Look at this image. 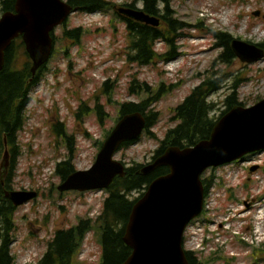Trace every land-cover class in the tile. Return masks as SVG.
Returning a JSON list of instances; mask_svg holds the SVG:
<instances>
[{"label":"rangeland","instance_id":"obj_1","mask_svg":"<svg viewBox=\"0 0 264 264\" xmlns=\"http://www.w3.org/2000/svg\"><path fill=\"white\" fill-rule=\"evenodd\" d=\"M105 1L116 6L135 3V0ZM160 9L161 21L176 25L172 53L178 58L165 63L142 66L128 62L130 41L126 25L118 20L111 6L107 12H77L70 17L69 30H85L78 46L67 45L62 39L63 27L56 29L55 55L45 76L31 92L25 110L26 123L18 137L20 155L14 188L36 191L39 196L19 207L16 213L11 245L14 264H38L58 230L72 228L79 218L96 219L107 197L105 192L95 191L59 193L62 180L55 172L57 164L68 158L69 151L64 139L53 129L58 121L64 122L69 134L74 135L75 168L87 170L96 161L98 142L115 126L120 104L139 103L147 96L144 89L157 92L164 84L163 93L152 108L159 113L152 128L157 139L145 134L116 156L117 160L133 166L152 160L159 141L178 124L173 120L174 109L209 79H221L220 90L209 96L216 103L212 115L217 118L228 110L225 101L234 91L247 107L264 99V58L251 63L239 57L230 64L223 62L219 57L224 47L216 37L221 32L236 40L264 43V18L254 16L256 11L264 15V0H168ZM2 14L0 5V18ZM156 51L170 52L164 41L156 44ZM134 81L136 92L142 96L131 93ZM106 83H109L108 93ZM82 104L91 115L78 120ZM97 104L105 113L103 126L92 113ZM86 131L91 137H86ZM255 161L260 166L254 172L250 168L256 164L244 162L206 174L213 184L207 202V220L206 214L202 215L187 231L185 239L189 249H201L198 255L204 262L215 257L216 252L226 258L208 264H264L262 252L259 257L253 256L254 247L264 248V238L257 233H264V219L261 220L264 218V154ZM2 163L3 156L0 174ZM99 238L96 232L87 235L78 264H100ZM203 238L205 246H199Z\"/></svg>","mask_w":264,"mask_h":264},{"label":"water","instance_id":"obj_2","mask_svg":"<svg viewBox=\"0 0 264 264\" xmlns=\"http://www.w3.org/2000/svg\"><path fill=\"white\" fill-rule=\"evenodd\" d=\"M76 10L63 0H16L14 12H5L0 18V71L5 66L7 50L16 39L23 37L35 75L52 55V33ZM119 12L138 22L160 25L156 17L141 10L121 8ZM232 47L243 61L251 63L264 58L263 50L248 43L235 40ZM146 125L141 113L124 116L106 139L95 164L89 170L71 174L58 190L108 189L116 177L126 175L125 165L115 160L120 147L137 141ZM263 151L264 100L248 108L236 106L218 121L208 139L185 149L171 147L152 164L144 166L139 171L142 176H149L162 167H167L169 173L156 178L134 205L124 237L132 255L123 264H189L183 249L184 233L203 211L202 174L209 168ZM8 166L6 153L2 167ZM6 196L18 207L37 198L38 193L9 191Z\"/></svg>","mask_w":264,"mask_h":264},{"label":"trees","instance_id":"obj_3","mask_svg":"<svg viewBox=\"0 0 264 264\" xmlns=\"http://www.w3.org/2000/svg\"><path fill=\"white\" fill-rule=\"evenodd\" d=\"M137 1L141 2L143 10L152 16H160L162 11L159 6L168 4V0ZM69 2L84 13L107 11L112 5L105 0H69ZM15 3L16 0H0L2 12H13ZM128 30L132 39L130 47L132 53L129 54V62L144 66L161 60L167 62L176 59V56L172 53L175 49L176 25L168 23L166 30L161 32L156 28L129 22ZM82 31L81 29H76L65 32L63 36L65 43H68L67 45L80 43ZM216 37L222 42L224 47V52L219 57V60L230 64L232 59L236 58L231 45L232 36L218 32ZM162 38L169 46L170 52L166 54H159L155 50V42ZM255 45L264 49V43ZM31 67V59L26 52L22 38H20L6 52V63L3 70L0 71V157L5 154L7 148L10 152V169L4 184L0 178V264H14L15 262V257L11 253V245L14 241V232L16 230L15 216L18 208L6 198L5 192L6 190L14 189L13 180L16 177L20 155L18 137L26 123L25 110L31 101L30 94L46 72V68L42 67L36 77H33ZM220 81L221 79H209L202 83L174 109L173 120L177 121L178 124L168 130L165 138L159 141L160 147L155 151L154 160L164 154L169 147L183 149L209 138L220 118L212 115L215 112L216 103L210 101L209 96L220 90ZM135 83L131 86V93H137L138 96H142L141 92H136ZM108 85L109 83H106L107 87ZM163 90L164 84H161L157 92H152L149 88H146L143 91H146L147 96L142 98L139 103H121L116 123L123 116L142 113L147 119L145 134L157 139L152 132V128L158 122L159 113L154 112L152 108L159 101ZM225 103L228 106V110L222 116L236 105L246 106L240 101L236 91L228 96ZM96 113L102 123L105 113L101 105H98ZM85 115H88L86 107H81L78 116L83 117ZM112 129L107 131L105 137L110 134ZM54 131L57 135L63 137L69 151L68 158L57 164L55 172V175L64 181L76 171L74 165L77 150L76 142L74 137L67 133L64 124L58 122L54 126ZM86 135L91 137L89 133H86ZM102 144L103 142H99V149ZM131 145V143H126L122 148L128 149ZM142 166L143 164H134L133 167L127 169L125 177H117L114 180L106 191L108 196L104 200L102 211L96 219L79 218L78 224L72 228L58 230L55 237L48 243L47 251L38 264L78 263V255L84 240L91 231H96L100 235V245L102 247L101 264H123L132 254V249L126 245L124 237L133 206L139 199V197L134 198L133 195L135 193L143 195V191L156 178L169 173L167 167H162L149 176H142L138 174ZM210 187L211 184L206 187L207 192ZM187 258L191 264H196L191 254L188 253Z\"/></svg>","mask_w":264,"mask_h":264},{"label":"flooded vegetation","instance_id":"obj_4","mask_svg":"<svg viewBox=\"0 0 264 264\" xmlns=\"http://www.w3.org/2000/svg\"><path fill=\"white\" fill-rule=\"evenodd\" d=\"M197 221H198V220L194 221L193 224L196 223ZM190 254H191L192 258L195 259V263H196V264H200L199 261H198L197 258H196L197 253L194 252L193 250H191V253H190Z\"/></svg>","mask_w":264,"mask_h":264}]
</instances>
